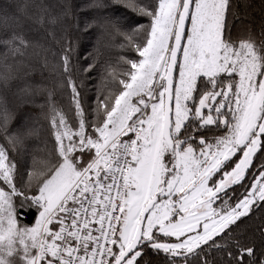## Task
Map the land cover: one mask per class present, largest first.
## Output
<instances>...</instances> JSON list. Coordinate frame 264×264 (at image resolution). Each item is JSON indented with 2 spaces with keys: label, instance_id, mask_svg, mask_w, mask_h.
Listing matches in <instances>:
<instances>
[{
  "label": "snow or ice",
  "instance_id": "6c2138e0",
  "mask_svg": "<svg viewBox=\"0 0 264 264\" xmlns=\"http://www.w3.org/2000/svg\"><path fill=\"white\" fill-rule=\"evenodd\" d=\"M81 15L100 30L96 55L74 74L65 48L64 105L50 90L36 105L49 146L20 112L35 104L20 69L43 48L30 34L66 35ZM245 19L233 0L0 4V264H264L244 224L264 209V39ZM104 36L135 53L119 78ZM81 73L99 77L94 92ZM40 143L25 176L18 158Z\"/></svg>",
  "mask_w": 264,
  "mask_h": 264
},
{
  "label": "trees",
  "instance_id": "16d2710c",
  "mask_svg": "<svg viewBox=\"0 0 264 264\" xmlns=\"http://www.w3.org/2000/svg\"><path fill=\"white\" fill-rule=\"evenodd\" d=\"M18 0H0V4H15ZM48 2H59V0H45ZM90 0H73V3L78 7L82 4L89 3ZM233 3L237 7V11L245 16L244 23L250 25L252 38L259 43L264 36H261L262 30H264V0H233ZM128 15L138 21V23H146V18L138 17L131 10H128ZM83 15L79 17V27H77L76 21L69 19L67 25L66 35L62 34L61 29H54L55 38L48 34V31L41 28L37 32L29 35L31 40H39V43L43 45V48L33 49L29 48V57L26 59V67L20 69L21 74L26 73L24 76V82L33 86V97L35 104H26L21 109V113H30L34 117H39V123L45 129L48 130V143L49 146L54 144V137L51 135V127L42 115L41 109L36 105L46 104V98L48 91H52L53 100L58 106L64 105L65 101L62 98V90L58 87L60 81L63 79V65L61 56L67 45L71 43L72 51L71 63L73 66L74 74L77 70H81L89 63L96 55L97 38L100 36V30L97 28L89 29L85 31L83 28ZM248 29H239L234 27L232 29L233 39L239 41L242 38H247ZM127 40L121 36H117L114 40L110 36H104L99 46V52L104 59H107L111 69L117 74L119 78L122 74V70L125 67L121 57L132 58L135 53L130 50L129 47L121 48L120 45H127ZM47 50V51H46ZM39 52V55H35V52ZM55 53V55H53ZM45 59L47 64H45ZM53 65H56L54 68ZM2 70V69H0ZM81 78L85 79L86 87L92 88L95 91V84L100 83L99 77L93 84H89L86 77L81 73ZM20 83L23 86V82L14 81L13 84ZM93 93L90 92L91 96ZM47 106L43 109V112L47 114ZM46 156V149L42 143L31 152H24L19 159V167L26 172L31 170L33 162L39 164ZM25 223L31 224L33 222V216H28ZM246 225V236L248 242L253 243L256 247L257 253L264 247V237L261 236V231L264 230V209L257 210L250 219L244 221Z\"/></svg>",
  "mask_w": 264,
  "mask_h": 264
}]
</instances>
